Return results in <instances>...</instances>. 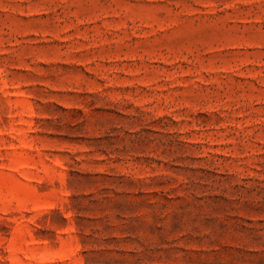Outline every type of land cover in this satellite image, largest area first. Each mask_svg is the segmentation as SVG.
Instances as JSON below:
<instances>
[{"label":"rangeland","instance_id":"rangeland-1","mask_svg":"<svg viewBox=\"0 0 264 264\" xmlns=\"http://www.w3.org/2000/svg\"><path fill=\"white\" fill-rule=\"evenodd\" d=\"M0 264H264V0H0Z\"/></svg>","mask_w":264,"mask_h":264}]
</instances>
